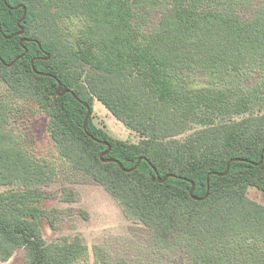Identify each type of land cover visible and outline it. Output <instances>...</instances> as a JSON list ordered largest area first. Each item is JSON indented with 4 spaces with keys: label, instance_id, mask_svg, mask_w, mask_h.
<instances>
[{
    "label": "trees",
    "instance_id": "obj_1",
    "mask_svg": "<svg viewBox=\"0 0 264 264\" xmlns=\"http://www.w3.org/2000/svg\"><path fill=\"white\" fill-rule=\"evenodd\" d=\"M6 4L0 0V186L10 190L0 193V262L19 249L25 264L87 258L78 237H42L41 220L54 227L63 211L41 206L55 167L26 149L15 124L19 106L31 104L60 158L138 221L155 249L182 253L188 264H264V206L247 196L249 188L264 192V2L96 0L98 19L85 0ZM19 6L26 15L14 36ZM71 18L94 23L76 44L64 31ZM58 83L82 103L58 96ZM94 101L138 141L96 127ZM83 104L96 141L83 129ZM61 194L76 201L67 188ZM93 258L128 264L98 246Z\"/></svg>",
    "mask_w": 264,
    "mask_h": 264
},
{
    "label": "rangeland",
    "instance_id": "obj_2",
    "mask_svg": "<svg viewBox=\"0 0 264 264\" xmlns=\"http://www.w3.org/2000/svg\"><path fill=\"white\" fill-rule=\"evenodd\" d=\"M85 1L91 2L92 18L98 19L95 8L100 5H94L96 0ZM255 1L258 4L264 2ZM93 24L84 23L80 18L64 22L69 43L76 44L79 38H85L87 27ZM261 107L264 108V99ZM19 108L15 114V124L20 128L26 149L35 157L48 161L56 171L55 179L43 188L45 197L41 206L50 214H55L56 210L63 213L61 218L54 221V227L50 226L47 219L41 220V233L46 243L62 244L65 241L71 242L75 237L80 238L87 247V258L79 264H93L95 246L102 248L111 261L119 259L128 264H188L182 253L155 249L151 245L148 231L138 221L126 218L118 203L99 184L75 173L60 158L48 136L47 119L43 113L31 104H21ZM92 117L94 125L111 136L130 143L138 141L137 135L116 120L98 101H94ZM63 188L74 194L75 202L60 200ZM8 190L10 187L0 186V193ZM247 196L264 206V192L249 188ZM261 241L264 250V239ZM0 264H25L23 251H15L9 261Z\"/></svg>",
    "mask_w": 264,
    "mask_h": 264
},
{
    "label": "water",
    "instance_id": "obj_3",
    "mask_svg": "<svg viewBox=\"0 0 264 264\" xmlns=\"http://www.w3.org/2000/svg\"><path fill=\"white\" fill-rule=\"evenodd\" d=\"M4 4L8 7V5L6 4V0H4ZM19 7H21V8L23 9V15H22L21 19H20V20L18 21V23H17V27H18V29H19V32L16 33L14 36H16V35H22V33H23V30H22V27H21V23L23 22V20H24V18H25V15H26V9H25L23 6H19ZM19 7H16L15 9H17V8H19ZM22 42H23V40L21 41V43H22ZM22 57H23V55L19 56L17 59H15L13 62H11V63L8 64V65L4 64V62H2V63H3L4 65H6V66H12L17 60H19V59L22 58ZM33 61H34V60H32L31 64H33ZM64 94H71V95L74 97V99H76L79 103H82V102H81V101L75 96V94H74L73 92H71V91H69V90H66V91H64V92H61V86H60V84L58 83L57 95H58V96H63ZM83 105H84V107L87 109V113H86V115H85V117H84V121H83V129H84L86 135H87L90 139L96 141L92 135H90L88 132H86V123H87V120H88V118H89V116H90V114H91V111H90L89 106H88L87 104H83ZM101 143H102V142H101ZM102 144H104V143H102ZM109 151H110V149H109V147H108V151L105 153V155L108 154ZM263 154H264V150H263L262 153H261V157H260V161H259L258 165L261 164V162H262V156H263ZM103 156H104V155H102L101 158H100L101 161H103V159H102ZM141 160H145V159H144V158H140V159H138V161L136 162V165L134 166V168H133L132 170H134V169L138 166V164L141 162ZM232 161H236V160L234 159V160H232ZM232 161H230V162L227 164V168H226L224 174L227 173L228 168H229V165H230V163H231ZM105 162H106V161H105ZM169 177H170V176H167V177H165L164 179H161V178H153L152 180L155 181V180L157 179V181H158L159 183H163V182H165V181L167 180V178H169ZM192 190H193V185H192V188H191V190H190V194H192Z\"/></svg>",
    "mask_w": 264,
    "mask_h": 264
}]
</instances>
